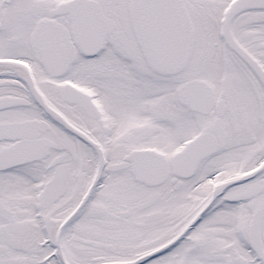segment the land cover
<instances>
[{
  "label": "snow or ice",
  "instance_id": "snow-or-ice-1",
  "mask_svg": "<svg viewBox=\"0 0 264 264\" xmlns=\"http://www.w3.org/2000/svg\"><path fill=\"white\" fill-rule=\"evenodd\" d=\"M0 264H264V0H0Z\"/></svg>",
  "mask_w": 264,
  "mask_h": 264
}]
</instances>
